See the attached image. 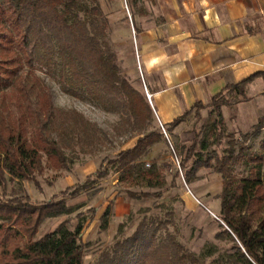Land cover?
<instances>
[{"label": "trees", "instance_id": "trees-1", "mask_svg": "<svg viewBox=\"0 0 264 264\" xmlns=\"http://www.w3.org/2000/svg\"><path fill=\"white\" fill-rule=\"evenodd\" d=\"M150 1L154 0H128L132 17L143 14V4ZM112 28L99 0H0V93L11 90L9 98L13 103L27 104L25 122L31 118L36 123L30 135L25 123L22 127L8 116L6 102L0 100V192L6 194L11 182H36L37 175L43 171L44 156L57 168L68 169L64 148L70 144L65 143V135L60 137L64 145L53 136L58 117L51 89L33 71L38 61L49 72L57 73L64 93L79 100L88 98L109 113H120L121 122L136 133V145L109 161L111 170L119 174V185L124 188L120 194L135 201L161 200L165 193L177 187L175 183L181 175L191 185L200 171L212 170L223 178L218 217L221 226L227 228L222 234L233 242L232 251L222 261L264 264V151L252 157L251 148L246 146L249 134L240 141L227 132L217 102L229 91H235L244 102L250 101L247 86L257 75L227 87L214 98L211 105L215 106L217 116L212 125L194 132L192 142L171 145L157 125L144 91L137 90L133 80L120 70L123 64L118 48L110 40ZM129 62L130 66H137L136 59ZM25 68L33 75L32 83L24 77ZM206 107L198 103L194 109H198L199 115L200 109ZM190 114L171 123L170 128L165 127L166 131L177 127ZM67 115L73 120L69 128L72 134L79 125L88 133L83 115ZM262 130L264 116L254 127L256 132ZM226 139L228 147L220 155L216 147ZM161 143L167 145L174 162L176 158L180 160L179 170L170 173L173 177L170 184L167 182L170 175L165 173L171 169L170 163L148 162L154 146ZM243 160L246 167L251 166L250 175L239 179L235 176V166ZM109 174V170L101 168L96 176L106 178ZM88 188L87 183L74 185L41 205L32 203L28 196L0 199V264H85L92 244L83 240L87 224L82 214H78L80 221L74 229L67 220L54 232L35 239L46 219L70 216L81 208L82 205H69L67 200ZM149 211V208L139 211L146 215L136 231L128 238H118L111 250L103 251L99 264H206L212 250L195 255L170 232L168 225L174 221V212H167L168 218L164 219L147 215ZM112 216L108 207L99 219L100 231H108ZM133 219L131 213L119 224V237L126 233L128 222Z\"/></svg>", "mask_w": 264, "mask_h": 264}, {"label": "rangeland", "instance_id": "rangeland-1", "mask_svg": "<svg viewBox=\"0 0 264 264\" xmlns=\"http://www.w3.org/2000/svg\"><path fill=\"white\" fill-rule=\"evenodd\" d=\"M99 1L103 12L112 22L110 40L113 46L118 47L129 38L133 37L134 39L133 26L126 9L128 0ZM128 7L129 12H131L129 4ZM142 7L144 11L145 5L143 4ZM126 15L130 23L126 22L128 20ZM128 27L131 28L127 29ZM130 65V62L124 63L120 70L126 72ZM33 71L51 89L54 112L58 117L53 136L59 144L64 145L60 137L65 135V143L70 144L64 148L66 158H68V169L57 168L44 156L43 171L37 175L36 182L19 183L17 181L8 183V191L6 194L0 192V199L28 196L32 203L41 205L48 203L56 195L65 192L74 185L87 183L89 186L88 190L81 195L67 200L69 205H82V207L70 216L46 219L35 240H40L43 236L54 232L61 223L67 220L71 221V229H74L80 221L78 214H82L87 224L83 240L92 244L87 250L85 264H99L101 253L105 250H111L118 238L123 239L131 236L136 231L142 217L146 215L144 213L139 214V211L142 208H149L150 211L147 215H159L164 219L168 218L167 212H174V221L168 225L170 232L174 233L178 241L195 255L200 256L202 253L212 250L213 254L206 258V264H226L222 259L232 251L233 242L222 234L227 228L221 226L222 222L218 217L221 212L219 196L224 185L222 176L212 170L203 169L199 172L197 180L191 185L185 183L181 175V178L175 183L177 187L165 193L161 200L142 199V201H135L129 199L125 194H120L124 188L119 185V174L111 170L109 161L116 154L126 150L127 147L136 142L138 139L136 133L131 132L126 123L121 122L122 115L120 113H109L98 103L88 98L79 100L64 93L57 73L49 72L46 65L37 61ZM23 73L24 77L32 83L33 75L28 73L27 68L24 69ZM133 83L135 82L133 81ZM143 91L145 93L144 87ZM254 91L255 89L252 94ZM10 92L11 90L4 94L0 93V100L6 102V113L14 121L20 122L22 127L25 123L26 130L32 135L36 123L32 122L31 118L25 122L26 114H28L27 104L25 102L17 105L13 103L14 101L9 98ZM250 101L240 107V103L244 102L243 99L238 98L235 91H229L225 92L224 98L217 102L220 110H222L227 132L233 134L240 141L243 140L244 135L249 134L246 146L251 148L249 152L253 157L264 151V130L256 132L254 131L255 126L250 125L256 114L262 112L258 107L259 102ZM223 102L225 103L223 104ZM194 111L183 120L184 127L178 131L179 134L183 130L193 133L200 131L204 126L212 125L217 116L214 105L200 109L199 115H197L198 109ZM73 113L84 116L89 128L87 134L84 133L80 125L77 127V131L72 134L69 128L72 126L73 120L67 114ZM24 114L25 116H23ZM157 125L160 126L159 123ZM160 128L162 127L160 126ZM65 129H67L66 132ZM166 132L167 137H165L171 145L181 143L176 138L178 134L175 136L170 131ZM227 147L226 139L221 146L216 147V150L220 155H223ZM154 155L155 160L160 164L170 163L171 169L165 171L167 175L175 174L179 170L176 160L173 161L165 143L159 144ZM244 161L235 166V176L239 179L250 175L251 166L246 167ZM148 162H152V160ZM101 168L110 171L108 177L97 178V171ZM172 179L173 177L170 175L167 179L168 184ZM163 206H167V208ZM108 207H111L113 216L108 231L102 232L99 229V219ZM92 210H95V213H92ZM131 213L134 214V219L128 222L126 233L119 237L118 226ZM93 217H95L94 221H92Z\"/></svg>", "mask_w": 264, "mask_h": 264}, {"label": "crops", "instance_id": "crops-1", "mask_svg": "<svg viewBox=\"0 0 264 264\" xmlns=\"http://www.w3.org/2000/svg\"><path fill=\"white\" fill-rule=\"evenodd\" d=\"M144 5V13L131 20L135 38L117 48L123 64L140 55L143 79L138 66L126 74L137 90L146 85L159 125L170 128L194 113L196 104L210 106L227 87L257 75L247 86L250 102L256 100L262 110L252 119L254 127L264 116V0H154ZM183 124L170 131L181 143H190L195 134L183 129L179 134ZM158 147L149 160L155 161Z\"/></svg>", "mask_w": 264, "mask_h": 264}, {"label": "built area", "instance_id": "built-area-1", "mask_svg": "<svg viewBox=\"0 0 264 264\" xmlns=\"http://www.w3.org/2000/svg\"><path fill=\"white\" fill-rule=\"evenodd\" d=\"M126 9H127V12L129 13V18L130 20H132V15H131V12H129V7H128V3L126 2ZM133 35H134V38H135V31H134V26H133ZM136 59H137V66H138V69L140 71V75L143 79V71L141 69V63H140V55H138V52H136ZM145 95L146 97L148 98L149 102H151L152 98H151V95L148 93V90H147V87L145 85ZM163 129V132H164V135L167 137V132H166V128L162 125H160ZM172 149H173V146H172ZM176 160V163L178 164V167H180V160L178 158L175 159Z\"/></svg>", "mask_w": 264, "mask_h": 264}]
</instances>
